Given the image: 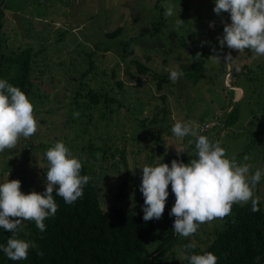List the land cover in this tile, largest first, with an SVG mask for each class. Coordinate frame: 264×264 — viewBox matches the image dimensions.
<instances>
[{"label":"rangeland","instance_id":"374dc122","mask_svg":"<svg viewBox=\"0 0 264 264\" xmlns=\"http://www.w3.org/2000/svg\"><path fill=\"white\" fill-rule=\"evenodd\" d=\"M3 2V30L11 43H2L1 48L10 52L32 47V94L28 98L34 105L38 129L15 148L0 153V184L7 179L19 180L24 194L41 193L48 169L45 153L63 141L89 166L100 188L101 208L129 207L142 195L139 188L144 166H170L174 159L183 162L181 154L195 155L193 136L181 140L172 133L176 121L198 123V134L218 142L229 158L235 156L237 163L252 164L250 174L264 170V56L250 49L220 48L217 37L223 36L224 25L231 20L229 13H214L215 0ZM169 3L175 5L173 17L164 15ZM158 17L163 23L151 34V21ZM178 17L185 23L177 30L174 22ZM117 27L120 30L114 37L105 35ZM128 38V44L123 45ZM229 53L233 61L225 64ZM214 55L220 56V62L210 58ZM135 61L147 68L145 74L137 72ZM90 63L91 69L82 76ZM244 65V75L251 79L236 77L238 90L228 87V69ZM171 70L184 74L176 82L168 77L156 89L157 76ZM77 88L106 93L110 99L106 106L99 102L85 109L76 105L84 100L74 98ZM229 98L238 115L234 123L224 127L221 118L231 107L226 108ZM75 112L80 113L78 118ZM89 145L108 147L107 154L113 155L94 160L89 157ZM121 180H125V192L118 201L115 194ZM168 191L163 216L146 245L149 250L157 245L165 220L171 216L175 203L171 185ZM255 195L264 207V176ZM223 219L201 224L190 237L179 235V241L169 249L175 250V263L183 264L179 253L185 239L203 249Z\"/></svg>","mask_w":264,"mask_h":264},{"label":"clouds","instance_id":"9594fccd","mask_svg":"<svg viewBox=\"0 0 264 264\" xmlns=\"http://www.w3.org/2000/svg\"><path fill=\"white\" fill-rule=\"evenodd\" d=\"M165 9L166 17L174 16L175 5L166 4ZM213 11L217 16L230 14L231 23H225L223 36L217 37L221 49L225 46L239 52L250 49L257 56H264V0H215ZM174 23L178 30L185 22L178 17ZM210 58L220 62L218 55ZM224 61L225 64L233 61L230 53ZM183 74L182 70H171L169 79L176 82ZM73 115L78 118L80 113ZM199 127L195 121L174 123L172 133L176 138H196L197 158L187 164L174 159L170 166L167 163L144 166L139 188L144 197L143 220L151 221L162 218L171 185L175 195L170 213L175 217L174 231L185 238L197 233L201 224L230 215L234 204L251 201V210L259 211L255 189L264 176L262 169L250 174L252 164L237 163L235 156L229 158L218 142L213 143L207 136L198 134ZM37 129L34 105L28 96L7 80L0 79V153L15 148L22 138H30ZM45 155L48 169L43 193L24 194L19 180L7 179L0 184V228L12 234L6 246L0 245V251L12 261L26 260L29 250L37 247L35 242L18 237L23 222L34 221L41 232L45 231L44 221L58 211L53 193L71 205L83 197L84 186L91 179L88 175H81L80 159L63 141L56 142ZM244 160L247 161L248 157L245 156ZM194 248L192 243L184 245L180 257L189 264H217L215 254L210 251L195 254Z\"/></svg>","mask_w":264,"mask_h":264},{"label":"trees","instance_id":"16d2710c","mask_svg":"<svg viewBox=\"0 0 264 264\" xmlns=\"http://www.w3.org/2000/svg\"><path fill=\"white\" fill-rule=\"evenodd\" d=\"M4 3L0 0V4ZM6 7V5H5ZM4 10L0 7V79L7 80L13 86L20 88L27 96L31 91V48L22 47L21 50L6 51L1 48L2 43H11L3 30L2 18ZM163 23L161 17L151 21V34H154ZM13 30V25L11 26ZM120 30L105 33L107 37H114ZM150 31V30H149ZM169 34V33H168ZM170 35V34H169ZM128 38L123 45H127ZM16 46L15 48H18ZM21 47V46H20ZM130 51V50H128ZM89 61V60H88ZM137 72L145 74L147 68L135 61ZM90 67L82 72L84 76ZM246 65L230 67L229 85H236V77L243 76L250 80V76L244 75ZM170 75L167 71L156 78V89L166 82ZM120 85L119 81H116ZM236 90V89H234ZM231 93V90H227ZM82 97L84 100L76 105L90 109L101 102L107 105L110 97L106 93L95 90L76 89L74 98ZM163 99V97L161 96ZM87 100L86 102H84ZM231 98L226 103V108L231 106ZM76 106V107H77ZM238 110L234 105L227 112H223L221 122L224 127L230 126L236 121ZM203 135L202 133H199ZM196 138L194 137V150L197 155ZM32 146H28L31 148ZM89 157L105 159L112 157L107 154L108 147L88 146ZM121 155L122 150H114ZM100 154L99 158L97 154ZM193 155L192 157H194ZM182 161L188 163L192 157L184 156ZM82 163L81 175L91 177L83 189V197L69 205L62 197L55 196L58 211L54 216L47 218L44 223L46 230L41 232L34 221H24L23 230L18 237L27 241H33L36 248L30 249L28 258L21 261L10 260L3 251H0V264H176L173 258L175 250L171 248L173 243L179 241V235L174 231V216L165 220L163 233L159 236L157 245L149 250L146 245L155 230L157 220H143V195L134 199L133 204L126 206H111L101 208L99 202L98 182L90 173L85 160L76 156ZM46 190L41 189V193ZM125 192V180H121L115 197L118 201L123 200ZM259 211L253 212L251 201L244 204H234L231 214L224 217L219 228L215 229L212 237L203 249L195 246L192 250L195 254L212 252L218 257L217 264H264V207L259 202ZM11 232L0 228V245H7ZM189 244L185 239L183 246ZM183 264H189L183 260Z\"/></svg>","mask_w":264,"mask_h":264},{"label":"water","instance_id":"95a60500","mask_svg":"<svg viewBox=\"0 0 264 264\" xmlns=\"http://www.w3.org/2000/svg\"><path fill=\"white\" fill-rule=\"evenodd\" d=\"M229 70V69H228ZM225 85H227V84H225ZM228 87H230V88H233V87H231L230 85H227ZM239 97V96H238ZM238 97H236V98H234L233 100H232V103H234L237 99H238Z\"/></svg>","mask_w":264,"mask_h":264},{"label":"bare ground","instance_id":"6f19581e","mask_svg":"<svg viewBox=\"0 0 264 264\" xmlns=\"http://www.w3.org/2000/svg\"><path fill=\"white\" fill-rule=\"evenodd\" d=\"M233 89H237V88L233 87ZM237 90H238V89H237Z\"/></svg>","mask_w":264,"mask_h":264}]
</instances>
